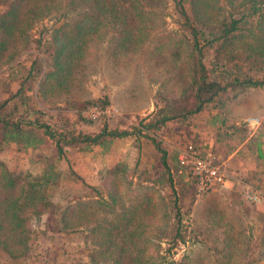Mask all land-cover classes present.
Masks as SVG:
<instances>
[{
	"label": "rangeland",
	"instance_id": "obj_1",
	"mask_svg": "<svg viewBox=\"0 0 264 264\" xmlns=\"http://www.w3.org/2000/svg\"><path fill=\"white\" fill-rule=\"evenodd\" d=\"M173 3L174 0H157L156 5L149 9L152 11L146 16L147 20L142 22L145 31L132 33V45L123 46L118 41L122 33L109 24L108 19H104V26H100L92 39L86 42L77 61L71 65L73 67L68 78L54 70L51 59L54 51L46 48L49 30L58 27L61 19L41 20L29 32L31 38L40 41V46L31 45L9 65L0 69V101L17 89L21 77L34 62L33 71L36 74L33 73V89L26 91V95L29 107L41 112L38 114L39 120L53 129L65 127L89 134L96 133L103 123L109 128L129 130L138 119L178 97L183 85L189 80L188 50L183 41L184 34L179 29V17L173 11ZM262 5L259 7L262 9L260 15L245 17L246 24L230 46L225 45L218 56L213 57V51L206 53L204 64L210 79L227 81L237 75L239 79L251 76L264 82ZM71 18L72 15L67 21ZM59 82L63 84L57 86ZM103 98L108 101L103 108L94 106L80 111L77 108L81 102L101 101ZM91 108L96 110L95 115L87 113ZM204 108L217 109L219 118L233 125L230 129L227 127V131H233L232 143L237 144L241 140V133L244 130L248 133L246 120L260 118L264 113V84L245 88L234 97L229 92L226 97L217 98ZM19 110L22 112L24 108ZM89 115L94 116L91 118ZM188 122L180 124L173 121L162 130L165 146L174 135L185 134ZM258 122L254 128L256 134L264 119ZM256 139L262 150V167L259 169L264 176V134ZM22 140L18 146L0 142V161L9 170L26 177V181L30 180V176L37 175L43 167L50 171L49 166L53 165L52 168L60 175L57 187L49 191L55 203L62 204L65 201L63 204L73 207L77 202L96 201L94 194L83 184L96 187L102 196L114 191L121 197L132 199L147 193L152 215L137 241H157L149 248L147 256L155 264L177 261L182 257H186L187 264H241L258 256L257 241H260L264 230V209L263 213L256 214L252 210L249 214L251 207H255L251 204L245 206L247 213L243 214V207L234 208L231 195L217 193L216 188L196 196L192 181L185 171L178 168L177 154L173 155L171 148L170 185L162 168L152 159L149 164L138 158L134 164L135 151L144 154L145 146L151 147L149 141L134 137L108 140L93 147L100 155V160L93 163L95 174L90 175V180L84 181L80 176L86 163L84 153H93L91 147L70 152L64 150L62 156L56 158L52 146L44 138L23 136ZM80 154L83 156L80 157ZM101 165L104 168H99ZM114 165L118 166V171L103 178L106 168ZM75 177L80 178L83 184ZM83 207L87 214V208H90L89 212H93L96 217L102 215L98 205ZM114 209H117V205ZM175 211L179 214L178 232L181 238H171V233L168 236L158 235L160 228H165L168 233ZM43 221L33 228L34 264H86V249L88 252L96 249L90 236L84 244L65 241L64 237L55 238L44 232ZM169 241L186 243L176 242L174 245ZM80 249H84V254Z\"/></svg>",
	"mask_w": 264,
	"mask_h": 264
},
{
	"label": "trees",
	"instance_id": "obj_2",
	"mask_svg": "<svg viewBox=\"0 0 264 264\" xmlns=\"http://www.w3.org/2000/svg\"><path fill=\"white\" fill-rule=\"evenodd\" d=\"M156 3L157 0H0V69L9 65L31 45L40 46V41L29 36L37 23L48 18L56 21L61 19L58 27L49 30L46 48L54 51L51 57L54 70L68 78L73 67L71 65L77 61L86 42L92 39L100 26H104V19H108V23L122 33L118 41L123 46L132 45V33L145 31L142 22L147 20L146 16L152 11L149 9ZM262 4L264 0H174L173 11L179 17V29L184 34L183 41L188 50L189 80L183 85L178 97L138 119L129 130L109 128L103 123L96 133L89 134L65 127L53 129L39 120L38 114L41 112L29 107L26 95V91L33 89V73L36 74L33 71L34 62L31 63L17 89L0 101V142L18 146L22 144L23 136L31 139L42 137L52 146L55 157L60 158L64 150H84L108 140L126 137L145 139L153 149V163L162 168L170 185V150L162 140V130L173 121L180 124L188 122L207 104L222 96L226 97L229 92L234 97L245 88L264 84L257 78L249 76L239 79L237 75L227 81H216L209 78L204 64L208 51H213V57L218 56L225 45L232 44L246 24L245 17L260 15L262 9L259 7ZM70 15L73 18L67 21ZM61 84L59 82L57 86ZM107 104L108 101L103 98L101 101L81 102L77 108L79 111L94 106L103 108ZM21 107L24 108L22 112L19 110ZM231 126H228L229 129ZM257 130V137L263 135L264 123ZM241 134L242 140L247 131ZM228 135L233 138V131L229 130ZM255 159H262L258 150L255 151ZM52 167L49 166L50 171L43 167L37 175L30 176V180L26 181V177L9 170L0 161V264H34L33 230L43 220L44 232L55 238L64 237L65 241L84 244L90 236L96 249L90 252L86 249V264H155L147 256L149 248L157 241H137L152 215L147 193L132 199L121 197L114 191L102 196L99 189L89 187L75 177L94 194L96 201L77 202L73 207L63 204L65 201L62 204L55 203L49 191L57 187L60 175ZM117 171V165L107 168L103 178ZM91 204L92 207H101L100 218L89 212L90 208H87L88 214L84 211L83 206L91 207ZM115 205L117 209H114ZM164 216L167 217L166 213ZM178 216L177 211L173 212V223L168 233L165 228H160L158 235L172 234L171 238H181ZM169 242L174 245L176 242L186 243ZM257 245V258L241 264H264V230ZM80 252L84 254V249H80ZM184 259L182 257L163 264H187L186 257Z\"/></svg>",
	"mask_w": 264,
	"mask_h": 264
},
{
	"label": "crops",
	"instance_id": "obj_3",
	"mask_svg": "<svg viewBox=\"0 0 264 264\" xmlns=\"http://www.w3.org/2000/svg\"><path fill=\"white\" fill-rule=\"evenodd\" d=\"M261 116L260 118L253 117L246 120L248 123V133L243 140L237 141L236 144L235 142L232 143L234 140L228 135L226 127H228L229 124L224 123L222 119L219 118L217 109L204 108L190 118L185 131L186 135H174L170 138V143L166 142V148H171L173 150V155L175 153L178 155V151L182 147L187 144H192L201 155L210 153L218 164L222 166L228 176L223 186L221 188H216L215 192L222 195H231V203L234 208L236 209L235 206H237V209L243 207V209H241V211L243 210V214L247 213L245 206H250L251 204L255 207H253L254 209L251 207L249 214H251L252 210H255V213H263L264 186L262 185L264 183V176L260 174L259 169V167H262L261 160L255 159V151L258 150L262 155V150L259 143L256 141L258 137L254 130L259 123L258 121L264 119V113ZM178 133L181 134V132ZM93 147H91L93 153H84L86 163L84 165V172L80 173L84 181L90 180V175L95 174L94 172L96 171L93 170L95 165H93V163L95 164L100 160V155L96 153V149ZM145 147L146 151L144 154H138L137 151H135L134 164L138 158L139 161L142 160L150 164L153 149L148 145ZM70 150L74 151L69 149L68 152H70ZM81 156H83V154H80V157ZM102 165L99 168H102ZM179 173L180 172H177V174ZM248 190L257 196V202L252 203L244 198L243 193ZM256 230L258 231V228Z\"/></svg>",
	"mask_w": 264,
	"mask_h": 264
},
{
	"label": "built area",
	"instance_id": "obj_4",
	"mask_svg": "<svg viewBox=\"0 0 264 264\" xmlns=\"http://www.w3.org/2000/svg\"><path fill=\"white\" fill-rule=\"evenodd\" d=\"M95 109H88L87 113L95 115ZM94 115H89L91 118ZM177 166L186 172L193 183L196 196L203 195L207 191L221 188L224 181L228 178L222 166L213 158L210 153L201 155L196 147L187 144L178 151ZM244 198L249 202L258 201L256 195L248 191L243 193Z\"/></svg>",
	"mask_w": 264,
	"mask_h": 264
}]
</instances>
